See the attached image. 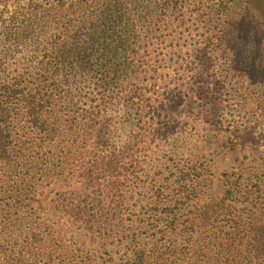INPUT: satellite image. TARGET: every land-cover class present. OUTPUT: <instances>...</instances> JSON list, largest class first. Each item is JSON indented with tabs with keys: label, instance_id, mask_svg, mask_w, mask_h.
<instances>
[{
	"label": "rangeland",
	"instance_id": "374dc122",
	"mask_svg": "<svg viewBox=\"0 0 264 264\" xmlns=\"http://www.w3.org/2000/svg\"><path fill=\"white\" fill-rule=\"evenodd\" d=\"M221 1L236 8L229 13L226 30L234 51L226 56L225 45H212L216 35L206 34L218 26L209 22L213 16H207L216 10L218 0L0 1V83H20L15 96L22 94L32 75L37 80L35 91L42 81L48 89L55 88L52 83L63 91L68 88L74 100L63 104L61 116L79 114L84 105L100 108L110 122L106 132L110 143L116 149L135 143L139 151V170L133 167V176L126 172L122 179L119 170L115 173L120 187L105 180L96 185L97 190L108 186L115 194L108 200L115 209L107 213L111 229L116 230L101 236L67 206L77 192L86 195L79 155L69 166H58L57 142L44 140L45 134L31 121L32 116L40 118V108L28 117L19 100L9 101L15 111L7 122L0 118V127L9 128L2 139L7 136L4 141L13 143L10 154H0V264H201L209 236L212 244L229 239V263L248 264L247 239L239 236L244 222L237 224L249 204L264 205V148L232 146L234 134L229 133L228 139L218 123L224 117L241 128L250 121L264 134V0ZM39 36L46 40L35 42ZM153 43L167 52L181 49V68L174 58L163 75L166 90H173L175 80L182 83L198 68L201 77L231 79L232 85L219 89L221 94L232 91L234 100L212 107L207 116L181 115L162 135L136 137L141 134L144 110L127 102L126 95L139 89L132 70L145 60L138 62L141 53L133 52L137 45ZM209 43L212 49L206 56L201 53L205 58L198 66L191 47L203 49ZM4 94L0 90V98ZM42 111L52 129L57 112ZM181 171L188 173L185 188H195V197L168 209L164 204L181 197ZM240 177L232 192L240 184L255 186L233 196L226 217H214L209 223L194 219L203 206L221 201L227 181ZM158 191L164 200L157 198ZM185 227L189 238L181 232ZM262 260L261 255L256 259L259 264Z\"/></svg>",
	"mask_w": 264,
	"mask_h": 264
},
{
	"label": "trees",
	"instance_id": "16d2710c",
	"mask_svg": "<svg viewBox=\"0 0 264 264\" xmlns=\"http://www.w3.org/2000/svg\"><path fill=\"white\" fill-rule=\"evenodd\" d=\"M172 2L173 5L176 4L174 1ZM215 8L216 10L207 16L208 18L213 16L209 22L214 23V25L218 24V26H212L214 30L208 29L206 34L212 37L216 35L215 41L217 42H212V45L218 48L221 47L220 44L225 45L224 56H226L225 54L227 52L229 54L230 50L234 51L227 41L229 34L226 30H228L229 13L235 12L236 8H234V5H229V3H224L221 0H218ZM214 13L216 14L212 15ZM117 18L116 16L114 21ZM152 19H156V16H153ZM217 27L221 29L217 30ZM45 40L42 36H39L35 39V42ZM215 43L220 44L216 46ZM210 45V43L209 45H204L203 49L191 47L194 48V51H191L192 56L199 61L198 66L203 63L202 61L205 58L201 56V53L206 56L208 50L212 49ZM136 49L133 52L135 56L141 53V59L138 62L145 60V63H142L136 70H132L133 75H138L135 78L134 85L139 89L133 88L126 95L127 102H133L134 105L144 110V117H142V119L144 118V122L141 125V134L136 137L149 138V136L162 135L170 127V122L181 118V115L207 116V113L212 111V107L222 102L227 103L234 100L233 94H231L232 91L221 94L219 89L220 86L222 88L225 87L227 83L228 85H232L231 79L228 80L225 77L221 81L219 78L211 77V75L201 77L197 75L199 73L198 68H195L196 73L193 76L184 79L182 83L175 80L173 90H166L163 87L166 83V78L163 75H165L167 70L172 68L170 63L173 62L174 58L177 59L174 64H177L181 68V49L172 47L167 52L165 47L161 46L160 43H153L149 46L146 44L143 46L137 45ZM169 55L171 56L170 59L168 58ZM191 65H194V63ZM2 66L3 63L0 61V73H3V70H1ZM143 73H145L144 77H142ZM33 77L34 75L25 83L24 90L21 91L22 94L20 96H15L18 94L17 88L20 87V83L16 85H7L4 82L0 83V90L5 92L4 97L0 98V118L5 117L2 121L7 122V118L10 117L9 114L15 111L13 109L14 106L9 105V101L11 100H19V104L24 106L28 117L32 116L34 109L40 108V118L32 116L33 120L31 119V121L35 123L33 126H36L41 133L45 134L44 140L57 142V165L67 167L72 164V157L77 154L79 155L80 176L84 187L83 192L86 195L82 192H77L75 198L68 202L69 212L76 219L82 222L87 221L90 224L89 229L97 234H103L101 236L115 232L116 229H111L110 215L107 213V210L112 211L115 209L112 206V202H108V200H111L115 196L114 190L108 186L103 190H97L96 185L99 180H105V182L112 184L113 187H120V183L115 180L117 170H119V175L122 179H124L126 172H128L127 175L133 176L131 169L134 167L136 172L137 169L139 170L138 146L133 143L129 147L125 146L121 149H116L106 137L110 122H108V119L100 108L90 107L86 109V105H84L79 114L74 113V115L70 116L66 113L61 116L59 113L60 110H64L63 104L67 101L72 103L74 100L72 91L68 88L63 91L60 86L54 83L52 84L55 88L48 89L45 85L46 82L43 81L42 86L37 87L38 89L35 91L37 80ZM203 85L205 86L204 90ZM251 85H253L252 80H250ZM42 108L51 110L53 113L57 112L52 117V129H49ZM219 121V131L221 133H224L228 139L229 133L234 134L233 141L231 142L232 146L235 143V145L241 143L250 148H264V134L259 132L257 124L252 125V122L247 121L243 127L237 128L231 126L230 122L224 117H219ZM8 130V127H0L1 155L10 154L11 152L10 147L13 143L11 141H4L7 136L2 139L3 133L7 134ZM27 146L25 145V147ZM187 174L181 171L178 180V185L182 189L181 197H176L172 204L169 202L164 204L168 206V209H172L171 207L178 205L183 206L188 200L195 197V188H191V190L185 188V182L188 180L186 178L189 177ZM232 176L233 178L235 177L234 175ZM240 181L241 177L233 182L227 181L228 187L221 201L216 204L203 206L198 216H195L194 219L200 223H209L214 217H226L233 196L236 193L241 194L248 186H255L240 184L241 188L232 192L233 185L240 183ZM155 194H157V198L159 199L164 200L166 198L162 195L161 191ZM249 205L251 207H247V213L241 217V222L236 223L238 226L244 222V228L240 230L243 235L239 234V236L241 240L247 239L248 255L245 260H247L248 264H259L256 259L261 255L263 257L261 264H264V205ZM121 207L119 204L116 217L120 214ZM192 226H194V223ZM181 232L189 238V229L187 227ZM206 240H208V243H204L205 247L201 264H237L235 260L229 263L230 245L228 238H222L218 243L214 244H212L210 236Z\"/></svg>",
	"mask_w": 264,
	"mask_h": 264
}]
</instances>
